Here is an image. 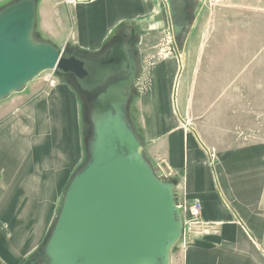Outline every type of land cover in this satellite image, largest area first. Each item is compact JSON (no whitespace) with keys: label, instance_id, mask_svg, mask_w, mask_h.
Instances as JSON below:
<instances>
[{"label":"crops","instance_id":"1","mask_svg":"<svg viewBox=\"0 0 264 264\" xmlns=\"http://www.w3.org/2000/svg\"><path fill=\"white\" fill-rule=\"evenodd\" d=\"M202 2L183 42L162 0H39L38 28L86 52L116 37L132 43L139 72L129 119L177 202L200 204L202 230L174 264H264V17L220 12L198 30ZM33 81L0 106L33 97ZM12 112L0 126V264H29L85 160L84 112L61 79Z\"/></svg>","mask_w":264,"mask_h":264},{"label":"water","instance_id":"2","mask_svg":"<svg viewBox=\"0 0 264 264\" xmlns=\"http://www.w3.org/2000/svg\"><path fill=\"white\" fill-rule=\"evenodd\" d=\"M162 1L183 42L201 0ZM38 3L0 4V101L55 71L84 102L89 132L86 158L31 264H170L183 221L173 182L158 176L129 119L139 72L132 43L116 37L97 52L62 48L40 33Z\"/></svg>","mask_w":264,"mask_h":264},{"label":"rangeland","instance_id":"3","mask_svg":"<svg viewBox=\"0 0 264 264\" xmlns=\"http://www.w3.org/2000/svg\"><path fill=\"white\" fill-rule=\"evenodd\" d=\"M8 0H1L0 4L6 2ZM203 1L202 3V11L199 17V24L198 26V30H199V26L201 27H206V29L208 28H212L213 26H215L218 17L222 16V13L220 12H236V15L238 14V12H254L257 15V24L258 22H262L263 19H260L258 17H264V0H201ZM234 1V2H233ZM216 13H218L219 15H216ZM225 17L229 16L228 14H224ZM228 19V17L226 18ZM231 17L226 20V25H231ZM45 36V35H43ZM47 37V36H45ZM260 41H264V36L260 37ZM259 39L257 38V41ZM56 44V42H55ZM58 45V44H57ZM116 55L121 56L122 52L121 51H115ZM55 79H60L55 71H45L43 73H41L33 82H40L41 83V87H37L35 94L33 97H31V91L30 93L28 92V97L24 99V102H18V101H11V103H8V105H1L0 106V126L3 124V122L5 120H9L12 116H13V110L14 108H21V106H23L25 103L29 104L31 103L32 100H34L35 98L40 97L41 95H43L46 91V89L49 87V85H51V83L55 80ZM33 83V84H34ZM34 98V99H33ZM16 103V104H15ZM81 104H82V110L84 112V121H85V125H84V129H85V137H87L89 129H88V123L86 121V117H85V104L84 102L81 100ZM4 111V112H2ZM86 156V155H85ZM86 158V157H85ZM156 173L158 175H160V172H157L156 167L153 165ZM162 175V174H161ZM164 176V175H163ZM166 177V176H164ZM162 179L168 180L166 178H163L161 176ZM175 196V193H174ZM176 204H179V202H177L176 198H175ZM60 208V206H59ZM59 210V209H58ZM58 212V211H57ZM182 217V214H181ZM183 219V218H182ZM188 238V234H186V236L184 238L181 237V239H179L175 244L174 247L172 248L171 252H170V263L174 264V256L176 254V252L180 249V245L183 241H185ZM40 251L37 252V254L33 257L32 261H30L29 264H31L39 255Z\"/></svg>","mask_w":264,"mask_h":264},{"label":"built area","instance_id":"4","mask_svg":"<svg viewBox=\"0 0 264 264\" xmlns=\"http://www.w3.org/2000/svg\"><path fill=\"white\" fill-rule=\"evenodd\" d=\"M177 206L180 210V213H182L183 218L182 238H184L186 234H188L189 237L192 233H200L202 230L199 227L200 204L197 201H193L187 205L177 204Z\"/></svg>","mask_w":264,"mask_h":264},{"label":"flooded vegetation","instance_id":"5","mask_svg":"<svg viewBox=\"0 0 264 264\" xmlns=\"http://www.w3.org/2000/svg\"><path fill=\"white\" fill-rule=\"evenodd\" d=\"M190 9H191V8H189V10H190ZM189 10H188V11H189ZM118 44H119V43L117 42V45H118ZM115 51H116V50H115ZM114 54H115V53H114ZM115 55H116V54H115Z\"/></svg>","mask_w":264,"mask_h":264},{"label":"bare ground","instance_id":"6","mask_svg":"<svg viewBox=\"0 0 264 264\" xmlns=\"http://www.w3.org/2000/svg\"><path fill=\"white\" fill-rule=\"evenodd\" d=\"M42 248V247H41ZM41 250V249H40Z\"/></svg>","mask_w":264,"mask_h":264},{"label":"trees","instance_id":"7","mask_svg":"<svg viewBox=\"0 0 264 264\" xmlns=\"http://www.w3.org/2000/svg\"><path fill=\"white\" fill-rule=\"evenodd\" d=\"M89 129V128H88Z\"/></svg>","mask_w":264,"mask_h":264}]
</instances>
